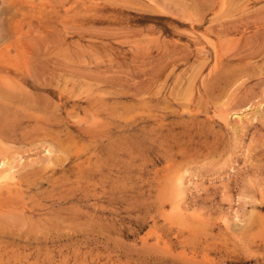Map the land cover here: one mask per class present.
Returning a JSON list of instances; mask_svg holds the SVG:
<instances>
[{"label":"rangeland","instance_id":"374dc122","mask_svg":"<svg viewBox=\"0 0 264 264\" xmlns=\"http://www.w3.org/2000/svg\"><path fill=\"white\" fill-rule=\"evenodd\" d=\"M0 264H264V0H0Z\"/></svg>","mask_w":264,"mask_h":264}]
</instances>
